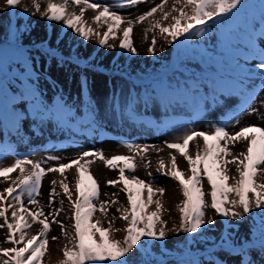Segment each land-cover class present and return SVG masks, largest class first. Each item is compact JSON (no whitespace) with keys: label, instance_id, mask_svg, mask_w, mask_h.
Instances as JSON below:
<instances>
[{"label":"snow or ice","instance_id":"snow-or-ice-1","mask_svg":"<svg viewBox=\"0 0 264 264\" xmlns=\"http://www.w3.org/2000/svg\"><path fill=\"white\" fill-rule=\"evenodd\" d=\"M21 2L22 0H6L7 6L13 9ZM142 3H146V0H124L116 8H132ZM168 3L169 0H161L160 4L138 15L135 20L126 19L112 7L90 0H61L59 3L47 0L43 11L38 0H33L32 6L35 9L33 14L38 13L48 22L61 24L84 41L97 39L101 47L114 48L115 45L109 44V41L119 40V48L132 55L138 54L132 39L134 25L153 18L157 12L160 13V19L151 21L150 27L145 30V40L149 32L158 30L169 42L179 41L183 37L180 43L191 47L192 39L206 36L211 26L221 28V46L231 53L233 71L223 80L217 77L215 83L210 81L208 94H199L194 86L188 88L165 83L158 86L156 99L166 109L172 105H187L192 109L194 118L206 111L209 101L213 106L218 104L221 95L239 96L240 108L223 122L212 124L210 132L188 129L175 140L165 142V147L175 150L187 162L190 176L186 178L184 171L179 169L176 155H171L170 166L160 159L156 171L177 181L180 186L184 197L182 203L177 205L180 212V232L200 234L206 230V226L215 223L213 219L205 220L204 210L209 207L202 187L205 179L211 189L210 207L220 218L243 220L254 209L258 210L255 212L258 221L256 239L240 241L238 246L232 241L222 242L221 245L241 254L238 264H253L252 260H245L243 257L257 247L264 252V183L257 182L258 176L264 175V127L246 125L230 132L227 126L239 125L245 114H256L258 119H264V114L252 106L257 93L249 90L254 77L264 81V0H259V10L255 13L248 12L252 6L246 0H172L171 9L166 11ZM70 5H75L79 12L70 11ZM89 10L95 13L91 24L84 19ZM122 24L126 26L121 28ZM104 27L107 30L101 33L99 29ZM118 31L122 33V38L117 35ZM18 39L14 34V52L11 56L6 50L0 49V120L18 132L21 121L26 118L23 109L27 105V115L35 120L43 122L45 118H54L63 125L68 124L72 116L71 110L62 103L49 108L37 87L30 83L34 71L17 43ZM156 43L153 36L148 48L149 54H155ZM39 51L49 58H56L58 55L51 47L40 46ZM17 60H23V73L17 72L13 67ZM241 60L245 63H241ZM250 61L257 62L254 68L247 66ZM17 78L22 82L18 91L12 88ZM83 85L87 88L86 81ZM148 99L150 97L146 98V104ZM261 104L264 106V101ZM127 114L135 118L131 105ZM91 122L92 120L89 121ZM143 123L150 128L157 127L151 121ZM197 138L203 141L202 146L195 143ZM238 143H246V150L233 153L231 149ZM190 144L195 148L194 155L189 151ZM122 145L133 155H114L108 158L102 151L91 150L69 158L67 163L60 162L59 156L49 155L46 160L55 161L56 166L47 168L42 166V161H33L26 156L17 157L10 166L0 167V178L4 182L10 181L0 192V220L3 221L0 229H7L4 243L11 245L0 247V264H43L52 224H59L60 235L68 241L64 245V258L60 264H154L148 259L151 254L150 246L153 242L158 246L165 241L167 235V224L161 217L163 204L154 197L163 196L165 189L154 188V184L133 174L137 168L136 157L143 158L148 149L154 146L131 142H122ZM97 159L109 170L118 171L117 179L107 181V185L119 187L120 192L126 195L127 207L116 209L120 213L119 217L108 216L109 207L118 203L116 199L100 200L99 183L91 172V165ZM229 165L235 166L238 179L228 175ZM149 166L150 162L145 165ZM72 169H75L74 185H70L66 175ZM14 172L19 174L12 178L10 174ZM49 173H57L61 179L50 182L48 207L51 211L45 213L39 206L37 197L41 195L42 181ZM148 175L151 176V172ZM230 179H236V183L229 185ZM57 185L67 198L73 213L71 236L66 226L56 219L64 210L63 200L59 201L60 208L55 207L56 197L60 195ZM231 195L236 199H230ZM112 196L115 197L116 193H112ZM26 203L35 205V210L26 207ZM153 204L155 211H149ZM97 212L103 219H93ZM117 218L126 222L123 240L113 237L114 231H121L113 228ZM105 220L107 227L104 226ZM35 224L41 227L37 234L29 236L28 230ZM172 231L177 229L173 228ZM59 238L53 236L52 240ZM159 264L164 262L160 261ZM182 264H200V261H184Z\"/></svg>","mask_w":264,"mask_h":264},{"label":"rangeland","instance_id":"rangeland-1","mask_svg":"<svg viewBox=\"0 0 264 264\" xmlns=\"http://www.w3.org/2000/svg\"><path fill=\"white\" fill-rule=\"evenodd\" d=\"M38 2L41 5V11H43L47 6V0H38ZM55 2L57 1L55 0ZM90 2L108 5L126 19L135 20L138 15L160 4L161 0H146V3L126 9L116 8V5L124 2V0H90ZM32 3L33 0H22L13 9L7 6L6 0H0V49L6 50L11 56L14 52L12 41L15 34L19 38L17 43L23 49L34 71L30 83L37 87L38 92L42 94L41 98L49 108H54L57 104L62 103L71 110L72 116L66 125L59 123L54 118H45L41 122L27 115L28 107L25 105L23 111L26 113V118L20 123L18 136L12 137L9 130H4L2 134L0 132V155H7L8 162L12 164L17 154L21 152V149L14 146L19 142H23L25 148H30L38 147L47 140L54 142L58 140L56 144L63 140L74 147L83 149L91 143L92 150L102 151L105 157L111 158L114 155H133L122 145V142L132 143L134 141V144L146 145L147 141H150L148 139L159 138V148L163 150L162 158L155 159L149 151L143 158L136 157L137 168L133 174L148 183L154 184V188L165 189L163 196L157 195L154 199L161 200L163 204L161 217L167 224L166 242L173 243L176 234L179 233L180 212L177 205L182 203L184 197L177 181L156 171L158 161L163 159L166 165L170 166L171 155H176L178 167L184 171L185 177L187 178L191 173L184 158L175 150L165 147V142H171L181 136L189 123H193L195 131L210 132L214 120L224 121L231 113L239 110L241 98L236 95H221L218 104L213 106L209 101L206 105V111L194 118L192 109L187 105H172L166 109L156 99L157 88L165 83L179 84L188 88L194 86L198 89L199 94L203 95L210 92V81L215 83L217 77L221 80L226 78L227 74L233 71V66L231 53L221 46V28L211 26L212 22L210 21L211 27L207 35L203 38H193L191 47H185L180 43L183 37L179 41L169 42L160 35L158 30L149 32L148 38L145 40V30L150 27L151 21L160 19V13L157 12L153 18L134 25L132 39L138 54L132 55L119 48V40L109 41V44L115 45L114 48L101 47L97 39L84 41L82 37L70 29L63 28L61 24L48 22L38 13L33 14L35 9ZM246 3L252 6L248 9L249 13L258 12L259 0H246ZM171 6L172 0H169L165 10H170ZM69 7L70 10L79 12L75 5ZM94 15V12L87 11L84 19L91 24ZM125 26L126 24H122L121 28ZM106 30V27L99 29L101 33ZM8 35L10 38L6 40ZM117 35L122 38L121 32L118 31ZM153 36L157 40L154 55L148 52ZM42 44L54 47L58 54L57 57L49 58L39 54L40 51L36 45L42 46ZM72 50L76 54L74 58L69 55ZM78 61L85 63L86 66L80 67ZM240 62L245 63L243 60ZM256 63V61H250L247 62V66L254 68ZM13 67L17 72L23 73L25 71L23 60H17ZM143 80L144 84L142 83ZM84 81L87 82V88L83 85ZM260 81L258 77H254L249 85V90H254L257 93L255 103L252 105L253 108L264 114V106L261 104L264 101V86L255 90ZM21 84L22 82L17 78L12 88L18 91ZM149 97L150 99L146 104L145 100ZM129 105L134 109L135 118L127 114ZM90 120H92L91 123H89ZM144 121H151L157 127L150 128L143 123ZM4 125L5 122L0 120V128ZM246 125L264 127V119H258L256 114H245L236 127ZM137 135L144 137L141 139L144 143L135 142ZM195 143L202 146L203 141L197 138ZM12 146L14 147L11 149ZM3 147L6 149L4 150ZM189 151L193 155L195 154L193 144H190ZM37 161L45 162L46 158L40 157ZM149 162L150 166L145 167ZM228 169V175L238 179L235 166L229 165ZM91 172L99 183L100 200L111 201L114 198L118 201L117 204L109 207V218L112 216L119 217L120 213L116 209L122 206L127 207L126 195L120 192L119 187L107 185V181L117 179L118 171L109 170L102 161L97 159L91 165ZM149 172H151V176L148 175ZM18 174V172H14L10 176L15 178ZM53 174H51L52 177H57V174ZM236 179H230L229 185L235 184ZM48 180L43 179L41 195L37 197L39 206L43 208L45 213L51 211L48 207V193L50 191ZM68 182L70 185H74L75 179L68 178ZM257 182L264 183V175L258 176ZM9 183L10 181L0 183V192ZM202 187L205 193V202L209 205L204 210L205 220L213 219L215 223L206 226V230L201 234H212L215 238L221 235L224 242L226 240L232 241L237 246L240 241L254 239L258 228L255 212L258 210L254 209L253 213H249L243 220L222 219L210 207L211 196L209 193L211 189L206 179L202 182ZM72 190L74 192V188ZM57 191L60 195L56 197L55 207L60 208L59 201L63 200L64 210L56 219L66 226L68 234L71 236L73 234L71 206L58 185ZM112 193H116V196L113 197ZM27 199L25 196V201ZM73 199H75V194ZM230 199H236V197L231 195ZM26 207L32 210L36 208L35 205L27 203ZM149 211H155L154 204L150 206ZM237 211L241 210L237 209ZM49 219L52 218L49 217ZM93 219H103V217L97 212ZM0 223L3 221L0 220ZM104 226L107 227L106 220ZM40 227L39 224L33 225L28 230L29 236L37 234ZM125 227L126 222L117 218L113 228L121 229V231H114L113 237L117 240H123ZM173 228L177 231H172ZM60 233L59 224H52L48 234L49 244L43 264H60L63 260V248L68 241ZM6 234V228L0 229V247L11 246L4 243ZM53 236L60 238L53 241ZM182 239L184 236L181 237ZM208 243H210L209 240L190 241L193 247H198L197 250L206 249ZM172 254L166 255L163 260L164 264H182L184 261L194 260L191 256L180 260L173 259ZM218 256H220L221 262H215L207 257L196 260L200 261V264H238L241 254L229 251L227 248V250L219 251ZM243 258L252 260L253 264H264V252L260 251L258 247Z\"/></svg>","mask_w":264,"mask_h":264},{"label":"bare ground","instance_id":"bare-ground-1","mask_svg":"<svg viewBox=\"0 0 264 264\" xmlns=\"http://www.w3.org/2000/svg\"><path fill=\"white\" fill-rule=\"evenodd\" d=\"M56 1H57V3L61 2V0H56ZM70 11H73V10H70ZM89 11H91V10H89ZM91 12H93V11H91ZM221 122H223V120ZM215 123H220V120H218V119L214 120V124ZM232 123L234 124V121ZM192 124L193 123H189L185 127V129H186L185 131H187L188 129H192V130L195 131L196 129H195L194 125H192ZM5 130H9L10 135L12 137H17L18 136V133L15 130H13V128L10 125H6L5 124ZM227 130L230 131V132H234V131L238 130V127H236V126L233 127L232 124H229L227 126ZM0 132L2 134L4 132V130H0ZM143 138L144 137H142L141 135H137V138H135V142L144 143V141L141 140ZM145 139H147V138H145ZM158 139L159 138L152 137V138L148 139L150 141H147L148 143L146 144V145L154 146L152 148H149L148 151L150 153H152V156L155 159L162 158V156H163V150L162 151H157V150L160 149L159 148L160 143L158 142ZM56 142H54V141H45L44 144H42V145H40L38 147H30V148H25V145H24L23 142H19L18 144L14 145V146L16 148L21 149V152L17 154V157L26 156L29 159L33 160V161H37L40 157H45L46 158L49 155H55V156H59L61 158L60 162H62V163H67L69 158L75 157V156H77L78 154H80V153H82L84 151H90V150L93 149L91 147V143L89 144V146L87 148L83 149V148H77V147L71 146V145L66 144V143L62 145V144H60V142H58V144H56ZM14 146H12L11 149ZM96 147H97V144H96ZM5 149L6 148H4V150ZM231 150L233 151V153H239L240 151H244V150H246V143H238V144L235 145V147H232ZM161 153H162V155H159ZM4 161H6V163L3 164ZM0 165H1V167H7V166L11 165V163L8 162V156L7 155H0ZM42 165L44 166V168H47L49 166H56V162L55 161H47L46 160L45 162L42 163ZM51 174H53V173H49V174H47L44 177L45 179H49L48 180L49 181V185H50V182L53 179H55L57 181H59L61 179L59 174H57V173L53 174V175L57 174V177H52ZM66 175H67L68 178L75 179V169L69 170L66 173ZM2 182H4L3 178H0V183H2Z\"/></svg>","mask_w":264,"mask_h":264},{"label":"trees","instance_id":"trees-1","mask_svg":"<svg viewBox=\"0 0 264 264\" xmlns=\"http://www.w3.org/2000/svg\"><path fill=\"white\" fill-rule=\"evenodd\" d=\"M11 33V32H10ZM10 36L6 37V40L9 39ZM3 45V44H1ZM46 46V45H44ZM179 231V230H178ZM184 236V239L181 240V237ZM257 238V234L254 236V239ZM167 236L164 242L159 243L156 246L155 242L150 246V256L148 259L154 262V264H159L160 261H163L166 258V255L169 253L172 254L173 259H183L185 257L191 256L194 260L207 257L209 259H213L215 261H220V257L218 256L219 250L226 248L222 247V242L224 243V239L221 235H218L216 238L212 234H186L180 232L176 234L175 240L173 243H167ZM191 240L196 241H205L209 240L208 246L204 250H197L198 247H193L190 244ZM193 248V249H190ZM164 262V261H163Z\"/></svg>","mask_w":264,"mask_h":264}]
</instances>
